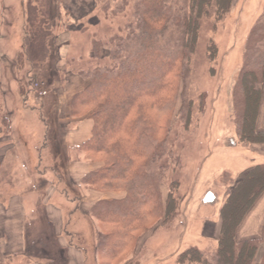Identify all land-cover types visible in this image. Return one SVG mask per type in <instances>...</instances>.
<instances>
[{
    "label": "trees",
    "instance_id": "trees-1",
    "mask_svg": "<svg viewBox=\"0 0 264 264\" xmlns=\"http://www.w3.org/2000/svg\"><path fill=\"white\" fill-rule=\"evenodd\" d=\"M111 1L105 0L104 10H110ZM233 2L189 0L185 5L180 0H118L114 14L130 8V19L118 33L93 42L96 61L80 73L89 84L73 97L71 115L93 120L92 137L78 151L86 161L101 162L102 166L87 173L80 184L104 193L125 192L123 198L100 200L90 209L99 224L96 249L100 264H139L134 257L142 239L170 226L176 218L180 181H171L165 196L161 191L171 164L178 167L181 163L170 143L176 104L181 101L177 120L188 130L194 105L188 93L191 62L201 20L212 8L216 20H222ZM209 51L215 59L217 46H209ZM236 94L240 140L264 143V131L257 129L264 94V9L250 28ZM63 160L69 161L64 151ZM252 179L256 180L252 189L235 203L238 191ZM263 192L264 164L249 170L228 192L220 208L221 225L214 248H185L177 263L264 264V229L257 239L238 241L236 237Z\"/></svg>",
    "mask_w": 264,
    "mask_h": 264
},
{
    "label": "rangeland",
    "instance_id": "rangeland-1",
    "mask_svg": "<svg viewBox=\"0 0 264 264\" xmlns=\"http://www.w3.org/2000/svg\"><path fill=\"white\" fill-rule=\"evenodd\" d=\"M54 1L0 0V134H13L15 137V155L10 153L9 161L12 163L16 158L19 163L15 167L14 188L17 193L23 191V187L29 193L33 190L36 193V189L42 191L48 183L39 174L46 167H56L57 177L62 179V182L59 181L62 183L60 191L75 197L79 187L73 185L74 179L69 172L61 168V163L64 167L66 164L61 143L67 134L77 133L78 127L86 133L89 123L86 116H83L84 119L79 117L83 119L81 124L67 114H58L56 106L67 82L74 78L67 71L80 75L83 70L92 68L96 60L87 57V53L90 50L93 52V42L118 33L125 21L130 19L131 10L129 8L115 15L113 8L118 0L111 1L110 10H104L105 0H99L94 15L81 22L70 23L65 13L55 8ZM180 1L185 5L189 3V0ZM73 2L89 4L90 0ZM263 9L264 0H234L231 10L222 20H216L213 8L210 15L201 20L188 91L194 101L192 123L185 130L183 123L177 120L181 106L179 100L171 123L170 143L174 152L181 156V163L178 167L171 164L167 181L161 186L165 196L169 183L180 181L176 193L179 211L170 226L160 228L155 234L150 232L142 239V247L134 257L139 264H178L177 256L185 248L198 246L212 249L216 244L220 231V208L238 169L244 165V157L237 154L217 155L214 152L217 147L224 148L226 145L229 148L235 143L240 113L237 82L250 28ZM71 29L79 32L72 34L69 54L64 60L62 53L65 46L54 42V38L62 34L59 38L65 40ZM211 45L218 48L215 59L210 58ZM62 66H65L64 70ZM57 67L62 70L58 72ZM29 146L36 154L47 147L46 157L30 155ZM77 152L75 158L82 160L83 154ZM34 158L38 160L36 170L30 169L29 161ZM3 173L0 175V188L1 182L9 181L2 178ZM49 176L45 178L53 177L52 174ZM255 183L256 180H249L238 191L234 202H241ZM9 190L8 187L6 193H10ZM24 196L29 199L27 194ZM58 204L63 205L66 218L69 213L78 212L75 203ZM30 208L34 213L30 217L31 222V218L39 217L38 213L43 210L33 202L28 205V211ZM74 216L70 226L77 233V240L88 250L87 262L97 264L99 258L94 250L99 231L97 224L89 226L79 213ZM40 233L49 235L50 231L45 229Z\"/></svg>",
    "mask_w": 264,
    "mask_h": 264
},
{
    "label": "crops",
    "instance_id": "crops-1",
    "mask_svg": "<svg viewBox=\"0 0 264 264\" xmlns=\"http://www.w3.org/2000/svg\"><path fill=\"white\" fill-rule=\"evenodd\" d=\"M70 1L72 2H66V0L54 1L55 8L59 11H63L66 20L68 19L70 23L81 22L86 18H90L96 13L98 8L95 0H90L89 4H79L73 2V0ZM82 30L83 29H81V31ZM74 32L79 31L69 30V32H67L69 36L65 38V40H60L59 36L62 34H57L54 38V42H60L61 46H65L64 53H62L64 60L68 57L70 41ZM87 57L94 60L91 50L88 51ZM67 65L68 63L65 64V66ZM65 66H62L63 70ZM57 69L58 72L62 70V68L60 69L58 67ZM67 73L74 75V78H70L67 82L65 92L60 94V102L56 106L57 113L60 115L61 113L67 114L74 122L82 124L84 117L81 119L71 115V101L77 93L83 91L88 86L89 80L84 79L81 75L75 74L74 71L71 70H68ZM86 117L89 123V128L86 133L81 131L80 127H78L77 133L67 134L62 138L61 143L63 145L62 152L64 151L69 155V161L66 162L65 167L63 163L60 162L61 168L69 172V176L72 180L74 179L72 181L73 185L79 187L78 189L82 192L81 195L78 193L75 197L64 195V193L60 191L59 187L62 186V183H59V181L62 182V179L57 177L55 171L56 167H46L44 172L39 174L41 179L46 180L48 183L45 189L42 191L36 189L38 190L36 193H34V190L31 191L32 193H29L30 191L23 187V191L17 193L14 188L16 185L15 167L19 163L16 158L13 159L12 163L9 161L10 153L11 155L15 153V137L13 134H0V175L4 172L2 178L5 177L9 179L7 183L1 182L0 188V264H88V250L84 247V244L77 240L78 235L70 226L72 219L75 218V213H79L83 216L89 226H96L95 224H97L99 229L98 222L94 219L96 223L90 215L91 207L100 200L123 198L125 192L104 193L88 189L80 184L81 179L87 173L102 166L101 162H91L86 161L84 158L82 160L75 158L76 153H78V147L92 137L94 122L88 116ZM257 129L259 131H264V94L259 110ZM235 137L236 140L232 147L228 148L226 145L224 148L217 147V150L214 152V154L217 155L237 154L244 157V165L238 169L239 172L235 176L233 185L229 187V190H232L249 170L257 165L264 164V143L250 144L242 142L238 134H235ZM45 148L47 147L42 148L43 150H40L37 154L31 148L29 154L34 157L39 154V156L42 155L44 159L46 157ZM37 161L38 160L35 158L29 161L30 169L36 170L35 165L38 164ZM49 174L53 175V179L49 178L47 180L45 178L50 177ZM3 185L5 187H2ZM8 187L10 193H6ZM4 192L5 194H3ZM24 194H27L29 199H27ZM30 202L37 203L43 210L42 213H38L39 217L31 218V222L30 217H32L34 213L32 211L33 209L30 208L29 211L27 209ZM67 202L77 204L76 209L78 212L69 213L70 216L66 218L62 208L63 205H59L58 203L62 204ZM220 224L221 220L219 227ZM45 229L50 231L49 235L40 233L41 230ZM263 229L264 192L256 200L238 227L236 233L237 240L245 241L260 238ZM98 241L99 234L94 246L96 254ZM97 262L100 264V261L97 260Z\"/></svg>",
    "mask_w": 264,
    "mask_h": 264
}]
</instances>
